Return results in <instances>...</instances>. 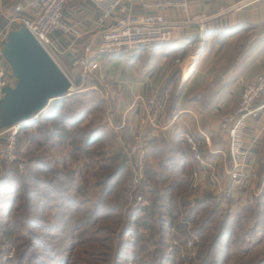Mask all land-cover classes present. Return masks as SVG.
<instances>
[{
    "label": "crops",
    "instance_id": "crops-1",
    "mask_svg": "<svg viewBox=\"0 0 264 264\" xmlns=\"http://www.w3.org/2000/svg\"><path fill=\"white\" fill-rule=\"evenodd\" d=\"M29 1L0 0V8L26 5ZM156 1L159 0H128L127 7L135 16L165 17L174 27L172 40L165 45L107 58L98 56L94 50L86 52L90 43L95 46L100 40L96 29L99 14L88 0H66L64 22L75 28L78 35L58 32L63 42L55 36L51 40L63 50L59 58L62 63L74 65L75 60L86 59L99 64L94 82H89L90 90L96 91L98 83L102 88L103 77L108 83L111 80L110 91L119 96L115 107V117L120 118L115 125L117 130L127 127L126 131L132 133L142 111V103L136 100L158 93L165 106L157 128L149 130L153 140H162L176 151L174 158L179 170L188 151L193 157L187 142L190 139L202 158L201 163L194 159L192 184L201 190L208 188V192L222 199L212 190L227 187L228 181V139L220 132V123L224 116L235 111L243 89L264 73V0H188L185 9L143 8ZM7 25L4 23L0 32ZM67 51L75 57L74 61L64 57ZM257 106L262 109L256 120L248 121L245 143L257 178L263 181V190L264 141L260 136L264 98ZM205 172L209 179L204 181L201 177Z\"/></svg>",
    "mask_w": 264,
    "mask_h": 264
},
{
    "label": "rangeland",
    "instance_id": "rangeland-1",
    "mask_svg": "<svg viewBox=\"0 0 264 264\" xmlns=\"http://www.w3.org/2000/svg\"><path fill=\"white\" fill-rule=\"evenodd\" d=\"M15 8L16 6L13 4L0 8V19L8 24L3 28H7L6 31L15 30L14 27H17L19 23L13 21L15 18ZM1 39L2 36H0ZM128 57L129 55L125 56V58ZM59 67L74 85L73 91L69 95L73 99L68 101L69 103L72 102V106L71 109L67 110H75L77 108L85 112L88 111L90 115L85 118L86 121L83 124L87 125L90 123L88 125L90 129L99 127L106 130V139L102 143V146L95 149L97 150L95 152L97 159L94 160L98 161L99 150L107 154L120 148L121 144L129 145L132 141L130 139L131 134L132 136L134 135L140 119L144 116L143 105L141 104L142 111L140 112L137 125L132 129V133L126 131L127 127L117 130L115 125L120 121V118L116 119L115 117V107L119 96L116 92L110 91L111 85L109 83H111V80L108 83L106 78L103 77L104 81L100 80L103 84L102 88L98 83V89L94 91L89 89L91 87L89 86V82H94L96 69L93 70V73L92 71L88 73L84 81L80 82V79L83 78L81 76V68L72 64L62 63V61H59ZM4 68H7L6 63ZM98 79H100L99 76ZM79 82L81 83L80 86ZM107 85H109L108 88L106 87ZM153 95H156L165 105V100L156 92L151 93L142 100L146 102ZM142 100L137 99L136 101L142 103ZM259 100L253 107L261 111L262 107L257 106ZM68 102L67 104H69ZM66 108H69V106ZM51 126L46 125L47 128H51ZM78 128L76 127L71 132L78 130ZM146 128L152 130L150 125ZM220 132H222L221 129ZM222 133L227 136L226 133ZM39 134L40 132L34 128L20 130L16 137L15 161L12 164H8L5 161L0 162V264H101L98 261L102 260L101 262H105L107 249L117 247V243H120L119 240L123 239L118 238L117 234L113 236L107 234L106 231H100L105 229L104 225L110 222L111 216L110 214L98 215L104 209L98 207V187L94 186L95 181L90 176L93 169L92 167L91 169H87L83 166L84 164H90L84 152L78 151L75 153L74 151V149L84 148L85 139L84 137L79 138L76 136L74 137L76 139L73 141V145L68 143L60 144L57 139L50 138L46 140L45 134L38 136ZM3 144L4 142L0 138V150ZM127 145L123 147V152L125 160L128 162L127 154L132 146L129 145L130 148L128 150ZM246 148L249 150L247 146ZM90 150L94 149L91 148ZM226 163H229L230 169L231 160L229 156ZM247 165L254 168L255 176L250 179V184L245 188L231 191L229 190L227 181V187L212 189L213 192L222 190V193L218 194L223 198L219 199L220 202H218L222 210L225 208L229 209L231 220L229 224H234L231 225L232 229L228 225L229 233L227 234H229V240L231 235L233 236V242L229 256L225 253L222 257H219L220 255L215 253L216 250H213L206 264H216L217 260L219 263L225 261L224 264H233V254L236 252L233 243L235 247L242 248L243 250L247 249L244 259L259 256V254L264 252V189L261 190V182L263 183V181L257 178V170L252 162H250V156ZM8 168H12V170L17 168L21 172L18 171L19 173L15 172L14 174L11 170L12 172L10 173L8 172ZM48 169L76 173L74 181L61 185L54 184L55 191L52 193L54 201L40 197L49 193V188H46L47 185L45 184L48 180H51L52 175L45 172ZM79 174L82 176L81 178L78 177ZM203 174L204 176L201 179L204 181L209 179L207 172ZM84 180L89 185H86ZM130 180L131 176H128L127 172L121 174L120 177H115L110 183L112 186H118L117 189L114 188V193L116 194L123 187L130 188ZM76 188L81 190L80 194L76 193ZM208 190V188L201 190L199 186L193 183L189 188V193L191 192V199H193L200 197L203 195V192H208ZM142 192L139 189L138 193ZM225 194L227 196H224ZM135 196L133 197L130 191L128 206L126 207L128 211L136 207ZM126 200L127 198L125 202ZM111 204V199H108L105 208ZM125 212L127 213L126 210ZM114 215L115 213H113ZM219 219V217H214L215 221L212 227L218 228L219 232H223V226L218 227L219 224L217 222L220 221ZM99 231L100 233H98ZM112 238L114 241L108 244V240ZM223 244L225 247L227 246L226 239ZM195 250L196 248L193 249L188 246L187 248L180 249V258L175 257V262L173 261L174 263H172L189 264L187 261L183 262L185 251L195 252ZM74 251L76 252L74 253ZM125 251L126 253L119 261V264H142L139 261L140 257L137 256L142 251L140 248H125ZM160 258L156 256L153 259H148L147 264H166L163 258ZM172 263L169 262L167 264ZM107 264H118L117 258L115 261L112 260V262Z\"/></svg>",
    "mask_w": 264,
    "mask_h": 264
},
{
    "label": "trees",
    "instance_id": "trees-1",
    "mask_svg": "<svg viewBox=\"0 0 264 264\" xmlns=\"http://www.w3.org/2000/svg\"><path fill=\"white\" fill-rule=\"evenodd\" d=\"M4 23L6 24L4 20L0 19V28L3 27ZM14 29H18V26ZM54 36L60 37L61 34L55 33ZM58 40L63 42L62 37ZM71 99L73 97L68 96L52 101L44 112L24 125L21 130L34 128L40 132L38 136L45 134L46 140L50 138L57 139L60 144L73 145V141L76 139L74 137H84V148L74 149V151L75 153L78 151L84 152L86 159L90 161V164H84L83 166L87 169H91V167L93 169L90 176L95 181L94 186L98 187V207L104 209L98 215L110 214L111 216L110 222L104 225L105 229L100 231H106L107 234L113 236L117 234L118 238L123 239L119 240L120 243H117V247L107 249L105 262H101V260L98 263L107 264L117 258L119 264L126 253L125 248H140L144 251L139 252L137 255L140 257L139 261L142 264H147L148 259H153L156 256L157 258L161 257L160 259L163 258L166 264L172 263L175 262V257L180 258L179 251L182 248H187L189 240L192 241V248H196V250L195 252L185 251L183 262L206 264L213 250H216L215 253L220 255L219 257H222L225 253L227 256L230 255L233 236L230 234L231 238L229 240V234L227 233H229L228 225L232 229L231 225L234 223L229 224L231 222L229 209L222 210L219 199L211 192H203L200 197L191 199L189 188L193 182L192 170L195 164L194 157L190 154L191 151H188L185 162L179 166L178 170L174 158L176 151L165 146L162 140L151 138L149 141L150 151L148 150L146 160L145 181L141 187L143 202L128 211L126 207L130 197L129 188L123 187L115 194L114 190L118 186L115 187L110 184L115 177H120L125 172L128 173V176H131L130 167L123 152V147L127 144H121L120 148L107 154L99 150L98 161H95L94 159H97L95 153L97 150L95 149L102 146L107 136L106 130L99 127L90 129L88 128L90 123L83 124L86 121L85 118L90 115L88 111L85 112L77 108L67 110L71 109L72 102H68ZM66 105L69 108H66ZM46 125L52 126L47 128ZM76 127H79L78 130L71 132ZM130 139L132 140V138ZM132 143L133 140L129 145L132 146ZM129 145H127L128 150ZM91 148L94 150H90ZM77 160L79 159L77 158ZM150 160L153 163H150ZM11 170L12 168H8L10 173L12 171L14 174L15 172H21L17 168ZM45 172L52 175V178L45 184L47 185L46 188H49V193L40 197H45L50 201H54L52 193L55 191V183L58 185L70 183L76 177L75 172H61L51 169ZM78 177L81 178L82 176L79 174ZM84 182L89 185L86 180ZM76 190V193H81L79 188H76ZM17 196L19 195L17 194ZM125 196L127 198L126 202ZM108 199H111L112 204L105 208ZM113 213H115L114 216ZM214 217L220 218L217 223L219 224L218 227L223 226V232H219L218 228L212 227L215 221ZM127 235L128 237H126ZM225 239L227 240L226 247L223 244ZM113 241V238L108 240V244ZM233 247L236 249L233 254V264H264V252L259 256L244 259L247 249L243 250L235 247L234 243ZM224 263L225 261L219 263L217 260L216 264Z\"/></svg>",
    "mask_w": 264,
    "mask_h": 264
},
{
    "label": "built area",
    "instance_id": "built-area-1",
    "mask_svg": "<svg viewBox=\"0 0 264 264\" xmlns=\"http://www.w3.org/2000/svg\"><path fill=\"white\" fill-rule=\"evenodd\" d=\"M88 1L99 14L96 29L100 39L95 46L92 43L87 46L86 52L88 53L94 50L98 56L114 57L141 49L162 46L172 40L174 27L162 15L135 16L127 7L128 0ZM187 1L159 0L153 4H146L143 8L146 11H164L174 7L185 9ZM65 4L66 0H30L26 5L16 6L14 10L15 18L13 21L19 22L17 26H24L58 66L63 50L53 44L52 36L58 32L65 35H78L75 28L64 22ZM6 29L0 32V36H2L0 40V99L4 88L14 87L15 85V79L10 69L4 68L5 61L1 55L5 36L9 32ZM69 49L70 47H68ZM74 65L82 69L81 76H83V79L99 66L97 62L86 59H77ZM263 97L264 74L257 76L252 84L244 88L235 111L222 119L220 129L227 134L229 141L228 156L231 160V168L228 169L227 174L228 186L231 191L245 188L250 184V179L255 176L254 168L247 165L250 153L245 146L244 138L247 122L257 119L260 111V109H255L253 106ZM142 105L144 116L140 119L132 136L133 144L127 154L131 169L129 189L131 194L136 195V206L143 202V196L138 192L145 181L147 153L149 141L152 138V132L146 127L150 125L154 130L157 128V123L165 106L156 95H153L146 102L142 100ZM23 126L16 125L0 131V138L4 142L0 150V162L5 161L12 164L15 161L16 137ZM261 138L264 141V127L261 131ZM187 142L191 146L194 159L201 163L202 158L194 143L190 139H187ZM195 178H197V175H195ZM217 193H222V190H218ZM224 196H227V194ZM187 246L189 248L193 247L191 240L187 242Z\"/></svg>",
    "mask_w": 264,
    "mask_h": 264
},
{
    "label": "water",
    "instance_id": "water-1",
    "mask_svg": "<svg viewBox=\"0 0 264 264\" xmlns=\"http://www.w3.org/2000/svg\"><path fill=\"white\" fill-rule=\"evenodd\" d=\"M1 55L15 85L2 90L0 130L27 124L73 91L72 82L24 26L6 34ZM64 57L75 60L69 51Z\"/></svg>",
    "mask_w": 264,
    "mask_h": 264
}]
</instances>
